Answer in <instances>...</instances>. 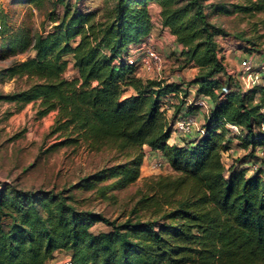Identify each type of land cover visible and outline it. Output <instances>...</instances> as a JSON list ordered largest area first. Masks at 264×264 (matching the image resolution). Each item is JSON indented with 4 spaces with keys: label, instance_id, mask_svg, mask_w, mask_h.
Wrapping results in <instances>:
<instances>
[{
    "label": "trees",
    "instance_id": "1",
    "mask_svg": "<svg viewBox=\"0 0 264 264\" xmlns=\"http://www.w3.org/2000/svg\"><path fill=\"white\" fill-rule=\"evenodd\" d=\"M151 2L179 46L178 59L197 70L189 82L196 106L186 103L182 82L138 74L128 62L131 48L151 33ZM206 2L115 0L98 18L97 9L54 0L63 9L49 13L55 23L45 33L26 26L6 33L1 17L0 58L10 60L0 76L24 77L27 84L0 91V101L33 102L38 117L55 111L49 149L108 148L124 157L75 185L91 188L110 177L126 186L139 177L147 151L169 171L145 180L137 208L150 209V218L119 223L78 209L70 194L1 182L0 264H49L58 251L69 264H264V76L244 91L227 73L216 36L228 33L205 10L207 4L210 11L254 15L264 13V0H244L232 10ZM200 99L208 105L201 131L172 140L173 121L202 111ZM232 139L245 158L226 166L222 156ZM97 222L110 228L94 231Z\"/></svg>",
    "mask_w": 264,
    "mask_h": 264
},
{
    "label": "rangeland",
    "instance_id": "2",
    "mask_svg": "<svg viewBox=\"0 0 264 264\" xmlns=\"http://www.w3.org/2000/svg\"><path fill=\"white\" fill-rule=\"evenodd\" d=\"M115 0H70L82 10L97 9L98 18L104 11L114 4ZM244 0H207L206 3H222L232 10L231 5L242 3ZM159 6V5H158ZM212 7L205 5V10L210 14L211 21L221 26L228 35H217L216 41L220 49L219 55L224 56V63L229 75L235 80L240 76L239 62L244 57H249L254 70L262 71L264 61V13L254 15L241 12L219 13ZM62 4L54 3V0H41L37 3L29 0H0V43L3 37L1 30L4 28L1 17L5 21V29L10 33L20 26H26L36 33H45L53 28L54 21L49 18L52 11L61 14ZM240 35V36H239ZM152 46L160 53L164 62L160 74L151 73L156 78L171 79L182 82L183 89L189 93L186 103L196 106L194 101V87L190 80L196 73V68L178 59L179 50L173 48V43L164 40L165 50L160 51L149 35ZM252 41V42H249ZM2 47L0 46V51ZM33 52L19 55L24 59L31 57ZM135 56H138L137 54ZM70 59V56H66ZM10 58H0V69L9 63ZM139 71L144 72L139 66ZM75 75L69 60L65 76L71 78ZM221 82L225 81L224 74L216 75ZM263 80V78L260 80ZM24 77L0 76V91L9 92L26 86ZM249 87H242L245 91ZM259 96L256 95V98ZM185 104V106L187 105ZM206 110L198 115V126L205 117ZM55 111H51L42 117L35 113L33 102L26 104L14 101H0V183H13L21 189L52 190L62 192V195L70 194L72 203L78 209H89L99 212L117 223L126 218L146 219L150 218V209L137 208L138 199L143 191L146 178L164 174L169 171L167 164L154 166L155 157L146 152L140 166V174L136 181L123 186L115 178H104L93 187L85 188L75 185L80 179L93 174L101 168L107 167L124 160L113 149L87 150L84 146H60L49 149L54 137L46 134L54 122ZM195 133V131H193ZM178 135V134H177ZM175 134L171 139L175 140ZM183 137H179L182 139ZM170 139V140H171ZM177 140V139H176ZM232 140L231 148L224 151L222 159L227 165L240 159L243 161L245 152L243 148ZM247 165L250 162H246ZM110 227L97 222L92 229L107 230ZM67 254L58 251L49 264H60Z\"/></svg>",
    "mask_w": 264,
    "mask_h": 264
},
{
    "label": "built area",
    "instance_id": "3",
    "mask_svg": "<svg viewBox=\"0 0 264 264\" xmlns=\"http://www.w3.org/2000/svg\"><path fill=\"white\" fill-rule=\"evenodd\" d=\"M137 53L138 56H135ZM128 62L133 63L137 67L138 74L152 76L151 73L160 74L161 66L164 62V59L160 53L152 46L150 38H147L145 41L141 42L139 45L131 48V51L128 56ZM240 64V76L238 79L241 83L245 84V87L256 85L264 76V61L261 65L262 71L256 72L254 70V65L251 62L249 57H244L239 62ZM139 66L143 69V73L139 71ZM198 104L203 107V110L207 111L208 105L205 99H200ZM162 109L166 111L167 114L171 112V109L167 105H163ZM229 127L232 132H237L238 127L235 124H229ZM195 128L201 131V128L198 126V117L197 115H183L177 117L172 124L173 134L177 133H189L192 129ZM154 166L162 165V159L160 157L155 159ZM70 258L66 256L60 264H69Z\"/></svg>",
    "mask_w": 264,
    "mask_h": 264
},
{
    "label": "crops",
    "instance_id": "4",
    "mask_svg": "<svg viewBox=\"0 0 264 264\" xmlns=\"http://www.w3.org/2000/svg\"><path fill=\"white\" fill-rule=\"evenodd\" d=\"M158 12H159L158 4L156 2H151L150 3V13H151L152 22H153V27H152V30H151V33H150L151 41L153 39L156 47H158V49L160 51L165 50L166 48H168V47L165 46V43H164L165 39H166L167 42L170 41L171 43H173V48L174 49L179 50V46L175 43L173 35H171L165 28L163 29L161 27V25L159 23V14H158ZM174 78H175L174 76H171V79L167 78V80H169V81L175 80ZM196 113L198 115H200L201 111H196ZM203 119L201 121L199 120V122H202ZM232 140H236V139H232Z\"/></svg>",
    "mask_w": 264,
    "mask_h": 264
}]
</instances>
